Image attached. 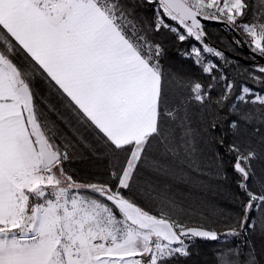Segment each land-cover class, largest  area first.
Wrapping results in <instances>:
<instances>
[{
	"label": "snow or ice",
	"instance_id": "6c2138e0",
	"mask_svg": "<svg viewBox=\"0 0 264 264\" xmlns=\"http://www.w3.org/2000/svg\"><path fill=\"white\" fill-rule=\"evenodd\" d=\"M0 264H264V0H0Z\"/></svg>",
	"mask_w": 264,
	"mask_h": 264
},
{
	"label": "trees",
	"instance_id": "16d2710c",
	"mask_svg": "<svg viewBox=\"0 0 264 264\" xmlns=\"http://www.w3.org/2000/svg\"><path fill=\"white\" fill-rule=\"evenodd\" d=\"M209 28V31L213 33V39L216 40L217 37H224L225 39H228L230 37V34L226 31H218V28H215V27H211V26H208ZM217 43H219V41H217ZM227 51V49H226ZM232 55H236V53H232V52H228ZM170 55H177L176 53H171ZM199 247L203 250L204 253H207L208 255L207 256H202L201 258H210V250L215 247L214 244L212 243H204L202 242Z\"/></svg>",
	"mask_w": 264,
	"mask_h": 264
},
{
	"label": "water",
	"instance_id": "95a60500",
	"mask_svg": "<svg viewBox=\"0 0 264 264\" xmlns=\"http://www.w3.org/2000/svg\"><path fill=\"white\" fill-rule=\"evenodd\" d=\"M208 26H211V27H215V28H218V25L215 24V23H209ZM230 56H235V55H232L230 53H228Z\"/></svg>",
	"mask_w": 264,
	"mask_h": 264
}]
</instances>
